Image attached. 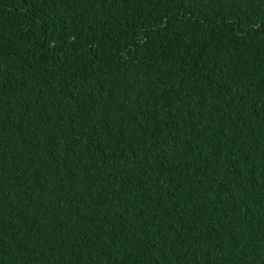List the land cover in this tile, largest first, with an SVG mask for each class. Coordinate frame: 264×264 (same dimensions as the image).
I'll list each match as a JSON object with an SVG mask.
<instances>
[{
  "label": "trees",
  "instance_id": "16d2710c",
  "mask_svg": "<svg viewBox=\"0 0 264 264\" xmlns=\"http://www.w3.org/2000/svg\"><path fill=\"white\" fill-rule=\"evenodd\" d=\"M0 264H264V0H0Z\"/></svg>",
  "mask_w": 264,
  "mask_h": 264
}]
</instances>
